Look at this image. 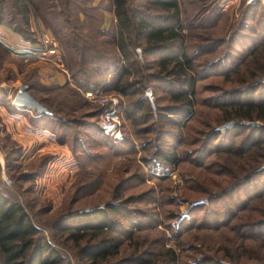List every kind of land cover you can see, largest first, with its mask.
Returning <instances> with one entry per match:
<instances>
[{"label":"rangeland","instance_id":"obj_1","mask_svg":"<svg viewBox=\"0 0 264 264\" xmlns=\"http://www.w3.org/2000/svg\"><path fill=\"white\" fill-rule=\"evenodd\" d=\"M190 1L193 0H180L185 31L189 43L204 45L195 54L194 63L197 67L212 64L213 75L201 82L229 89L235 85L248 87L257 79L264 80V0H237L229 4L228 0H196L193 4ZM83 2L85 0H67L65 4L71 12L73 5L77 11ZM139 3L147 4L146 0H139ZM86 4L91 7L79 13L88 28L92 25L89 9L95 17L102 18V26L110 29L109 33L115 31L116 21L108 0H86ZM97 4L101 8L98 9ZM213 6L216 12L209 10ZM28 15L29 19L24 23L12 0H0V186L32 211L31 219L46 237L52 240L49 228L62 215L105 206L107 201L118 202L114 193L116 184L122 183L118 190L124 196L149 188L154 198L162 201L154 221L139 217L142 221L138 223L140 229H133L130 239H125L124 235L119 239V247L114 250L117 252L109 255L110 261L127 257L137 248L143 250L142 260L164 264L166 259L162 249L172 247L177 253L178 264H264V224L261 221L264 218V213L261 214L264 210V119L221 120L215 127L225 131L222 148L207 157L205 149L198 152L197 133L191 127H201L198 123L200 110L202 116L205 111L220 113L222 108L213 103H224L223 107H228L232 97L224 96L222 100L220 96L210 100L211 106H197L194 116L183 126L173 124L169 119L166 123L159 122V117L154 114L158 135L162 129L183 135L178 144L181 151L178 163L165 166L161 178L150 177L149 166L141 159L150 150H142L141 143L151 139L152 144L158 146L156 129L153 132L138 131L144 124L139 120L132 124L125 117L124 95L93 89L95 93L105 92L114 98L113 105L120 116L121 138L128 137L135 144L134 151L116 146L115 153L113 140L100 133L95 124L97 114H92L96 106L102 105L97 99L86 96V91L92 89H82L75 84L57 33L34 6L29 8ZM12 32L20 36L21 44L10 38ZM43 33L56 42L59 58L24 54L30 46L39 48ZM194 47L192 45L189 50L194 52ZM137 58L142 63V52L141 58L138 54ZM237 66L239 72L235 70ZM54 70L62 74V82L51 77ZM244 73L251 83L238 82ZM94 78L101 82L105 76L100 74ZM129 79L134 82L135 76L130 75ZM57 85H63V88L59 89ZM20 89L28 98L49 109L48 115L53 110L52 119L41 120V116L40 119L37 116L46 112L13 102ZM206 93L212 92L203 94ZM262 93L264 95V88ZM166 98L163 94L158 102L165 103ZM236 99L242 101L239 95ZM150 107L156 111L155 101ZM31 117L34 118L32 122ZM235 123L246 126L238 132L239 126L232 128ZM229 126L232 129H227ZM252 134L261 136V145L248 144ZM232 139L234 143L230 146ZM160 145L168 147L163 142ZM199 161L203 163L197 166ZM254 165L260 169L259 177L246 184L248 181H243L242 175L252 172ZM216 193L223 195L210 201L209 194ZM257 208L261 211L257 212ZM114 218L124 226L128 223L123 217L114 215ZM181 218L184 225L178 232L186 231L179 236L175 228ZM54 238L53 243L67 260L78 264L80 245L96 242L99 236L94 237L88 232L75 241L66 231L56 232Z\"/></svg>","mask_w":264,"mask_h":264},{"label":"trees","instance_id":"obj_2","mask_svg":"<svg viewBox=\"0 0 264 264\" xmlns=\"http://www.w3.org/2000/svg\"><path fill=\"white\" fill-rule=\"evenodd\" d=\"M12 1L24 23L29 19V8L34 6L47 25L57 33L60 44L65 50L67 66L71 70L70 73L76 85L82 89L112 90L126 97L125 117L132 124L138 120L139 123H143L144 125H141L138 130L140 132L155 131L154 124L158 123L156 116L159 117V122L166 123L169 119L171 123L183 126L194 116L197 106H211L210 100L220 96H222V100H224V96L232 97L230 103L226 105L228 107H223L224 103L220 105L213 103L222 108L220 113L205 111L202 116V110H200L201 119L198 123L201 127H197L198 125L191 127L197 133L195 142L198 144V152H204L205 149L207 157H209L216 154L224 142L223 133L225 131L221 132L215 127L218 122L234 118L264 119V99L261 97L264 96L262 93L264 80L257 79L252 84H248V87L235 85L229 89H222L218 84L201 82L206 77L213 75L212 64L208 63L205 66L197 67L194 63L195 54L200 52L204 45L189 43L190 39L185 31V20L180 5L183 1L146 0V4L139 3V0H108L109 10L113 13L116 21L115 31L113 30L112 33H109L110 29L107 30L102 26V18L99 15L95 17L89 9L87 12H89L92 25L89 28L85 25L79 11H86L88 7H91L86 4V0L77 11L73 5L71 12H68V5L65 4L67 0H58L59 3L56 0H37L38 3L35 0ZM195 2L196 0L190 1V4ZM97 7L101 8L100 5ZM209 10L216 12V7L213 6ZM136 45L141 49L142 63L138 62L134 49ZM192 45H195L194 52L189 50ZM87 63L88 65H86ZM135 66L137 67L134 69ZM235 70L239 72V67L237 66ZM100 74L105 76L101 82L100 79L94 78ZM130 75L135 76V83L130 82ZM238 82L251 83L248 81L246 73L240 77ZM135 84L139 85L135 88ZM146 85L152 88L156 111H153L148 98L143 94V87ZM56 87L62 89L63 85ZM218 90L221 92L219 95L215 93L219 92ZM206 91L212 93L203 94ZM163 94L167 96L168 101L159 103L158 99ZM238 95L242 101H237ZM242 96L245 98L242 99ZM103 106H96L92 113L97 114V123L95 124L100 133L105 138L113 140L114 146L112 147L115 153H117L116 146L134 151L135 144L128 140V137L114 139L101 131L98 112ZM53 112L52 110V114ZM51 115L43 113L37 117L41 116V120L52 119ZM33 119L31 117L30 122ZM232 126V128L239 126L237 129L239 132L246 125L235 123ZM249 126L247 125V127ZM157 130L155 134L158 136L156 137L158 146L153 145L151 139L145 140L143 145L141 143L142 150H150L142 155L141 159L144 161V165L149 166L152 173H148L150 177L159 176L158 178H161L160 176L166 171L164 170L165 166L177 164L180 160L181 151L178 144L183 134L181 132L174 134L162 129L158 135ZM260 137V135L257 137H254L253 134L250 135L251 143L248 144L250 146L261 145L263 140ZM168 139L172 141H168ZM162 142L168 147H162L160 145ZM229 143L232 146L234 140L232 139ZM231 150L237 152L234 148ZM226 151L228 150L226 149ZM202 163L199 161L197 166ZM252 167L256 168L255 165ZM254 168L247 175H245L246 173L242 175V180L248 181L246 184L259 177L260 169ZM140 176L143 181L145 172H141ZM121 186L122 183H117L114 193L118 202L107 201L105 206H96L58 217L49 228L52 231V240L48 239L43 230L33 222L32 211H29L17 198L9 196L0 186V264H72L53 243L56 232L64 233L66 231L69 232V238L75 241L86 236L88 232H91L94 237L99 236L96 242L80 245L77 250L78 264H152L147 260H142L143 250L137 248L127 257L121 256L116 261L109 260V255L117 252L114 250L119 247V239H122L123 235L125 239H130L133 229H140L138 223L142 221L139 217H143L145 221L155 220L154 217L159 214L157 208L162 201L156 200L152 194L153 191L149 188L137 194L124 196L118 190ZM209 195L211 196L209 197L210 201H213L212 198L221 197L223 193ZM137 203L139 205L135 206L134 204ZM262 206H264V198ZM150 208L152 209L150 210ZM256 210L257 212L261 211L260 208ZM113 214L127 219L126 226L114 218ZM183 221L182 218L179 220L175 232L183 227ZM261 221L264 224V218ZM127 228L129 229L127 230ZM184 231L186 230L178 232L179 236ZM243 245L241 244V246ZM110 247L113 248L111 251ZM218 247L216 246V248ZM162 256L166 259L164 264H178V256L174 248L165 247L162 249ZM209 256L206 255V257ZM198 263L203 264L202 262Z\"/></svg>","mask_w":264,"mask_h":264},{"label":"built area","instance_id":"obj_3","mask_svg":"<svg viewBox=\"0 0 264 264\" xmlns=\"http://www.w3.org/2000/svg\"><path fill=\"white\" fill-rule=\"evenodd\" d=\"M251 1V0H247ZM28 51L25 52V55H37V56H55L59 58L60 52L57 47L56 42L49 37L47 33H43L42 35V44L39 46L38 49H35L34 47L30 46L28 47ZM135 51L138 54V57L141 58V49L140 47L136 46ZM23 87V86H22ZM22 89L17 93H21ZM144 94L147 96L151 106H154V96L152 93V89L150 86L144 87ZM86 96L89 98H95L97 99L100 104L104 105L102 109L98 113V123L101 131L115 139H120L122 137V130L120 128V116L116 109L114 104V98H111V96L108 93L105 92H99L95 93L93 90L86 91ZM18 96L16 95L14 100H17ZM111 98V101L109 100ZM13 100V102H15ZM17 105H26V103L22 100H18L15 102Z\"/></svg>","mask_w":264,"mask_h":264},{"label":"crops","instance_id":"obj_4","mask_svg":"<svg viewBox=\"0 0 264 264\" xmlns=\"http://www.w3.org/2000/svg\"><path fill=\"white\" fill-rule=\"evenodd\" d=\"M236 2L237 0H228L227 1V3L229 4V2ZM14 42H16V43H18V44H21V40H20V36L18 35V34H15V33H13L12 32V37H10ZM53 73H52V76L51 77H53V79H54V77H56L57 78V81H60V82H62V80H63V77H62V74H60V73H58V72H56L55 70L54 71H52ZM59 82V83H60Z\"/></svg>","mask_w":264,"mask_h":264},{"label":"bare ground","instance_id":"obj_5","mask_svg":"<svg viewBox=\"0 0 264 264\" xmlns=\"http://www.w3.org/2000/svg\"><path fill=\"white\" fill-rule=\"evenodd\" d=\"M17 100L16 101H18V100H22V101H24L25 103H26V105H28V106H31V107H36V108H38V104H36V102L32 99V98H28L25 94H23V93H19V94H17ZM15 101V102H16Z\"/></svg>","mask_w":264,"mask_h":264},{"label":"water","instance_id":"obj_6","mask_svg":"<svg viewBox=\"0 0 264 264\" xmlns=\"http://www.w3.org/2000/svg\"><path fill=\"white\" fill-rule=\"evenodd\" d=\"M36 102V104H38V110L39 111H44L46 113H51V111L49 109H47L46 107H44L43 105H41L39 102H37L36 100H34Z\"/></svg>","mask_w":264,"mask_h":264}]
</instances>
